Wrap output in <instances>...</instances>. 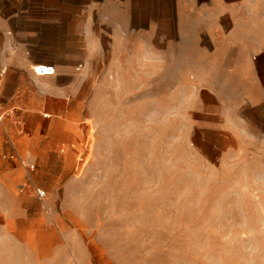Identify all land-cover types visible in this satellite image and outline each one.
<instances>
[{
	"label": "crops",
	"instance_id": "0c3cea01",
	"mask_svg": "<svg viewBox=\"0 0 264 264\" xmlns=\"http://www.w3.org/2000/svg\"><path fill=\"white\" fill-rule=\"evenodd\" d=\"M149 79L199 159L264 169V0H0V264H116L35 188L76 170L46 146L57 130L75 138L68 119L95 105L98 81Z\"/></svg>",
	"mask_w": 264,
	"mask_h": 264
},
{
	"label": "rangeland",
	"instance_id": "374dc122",
	"mask_svg": "<svg viewBox=\"0 0 264 264\" xmlns=\"http://www.w3.org/2000/svg\"><path fill=\"white\" fill-rule=\"evenodd\" d=\"M139 82L98 81L95 105L68 119L75 138L57 130L46 148L76 170L42 177L39 204L75 217L116 264H264V169L199 159L166 83Z\"/></svg>",
	"mask_w": 264,
	"mask_h": 264
},
{
	"label": "built area",
	"instance_id": "2783aa9c",
	"mask_svg": "<svg viewBox=\"0 0 264 264\" xmlns=\"http://www.w3.org/2000/svg\"><path fill=\"white\" fill-rule=\"evenodd\" d=\"M33 73L35 75H52L54 73V66L53 65H48V64H37L34 65L33 68ZM11 113L10 110H3L0 112V120L3 117L8 116ZM28 167L32 168L33 165H27ZM35 195L37 197V199L39 200H44V198L46 197V192L44 189L42 188H35Z\"/></svg>",
	"mask_w": 264,
	"mask_h": 264
}]
</instances>
